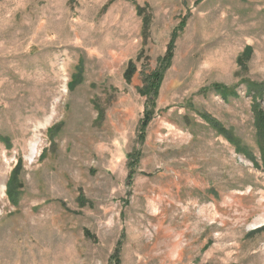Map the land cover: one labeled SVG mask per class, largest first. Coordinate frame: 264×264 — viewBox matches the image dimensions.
Segmentation results:
<instances>
[{
  "label": "rangeland",
  "instance_id": "obj_1",
  "mask_svg": "<svg viewBox=\"0 0 264 264\" xmlns=\"http://www.w3.org/2000/svg\"><path fill=\"white\" fill-rule=\"evenodd\" d=\"M254 108L264 0H0V264H264Z\"/></svg>",
  "mask_w": 264,
  "mask_h": 264
},
{
  "label": "trees",
  "instance_id": "obj_2",
  "mask_svg": "<svg viewBox=\"0 0 264 264\" xmlns=\"http://www.w3.org/2000/svg\"><path fill=\"white\" fill-rule=\"evenodd\" d=\"M165 68H166V66L164 68H162L160 71L156 70V71H154L153 74H151L150 76H147L144 79L143 86L138 89V92L142 96H145L147 98V100L151 101L154 99L153 96L157 95L158 88L160 87L161 82H162V77H163L162 73H163ZM134 73H135V71H134L133 65L129 64L127 71L125 73L126 79L130 80ZM76 81H77V77L75 76L73 82L75 83ZM255 88L256 87H254L253 85H250V89H252V91H254ZM215 91H216V93H218L220 95V97L223 100H227L229 97L230 98L236 97L235 91L228 90L227 88H224L222 86H216ZM254 94L256 95V97H255V99H256L257 96H259V94L258 93H254ZM259 98H262V94H260ZM150 104H151V106L153 105L152 102ZM152 108L148 109L144 112V117H143V120H142L141 125H140L141 130L144 129L146 123L149 122V120L151 119V115L153 114ZM253 111L255 113V125L257 128V138H256L257 146H258V149L260 152V159H261L262 163L264 164V131H263L264 130V114L261 110L259 111L258 108H254ZM17 171H18V169L16 167L12 171V173L10 174L9 181L7 183V185H8L7 186V195L9 197L11 196L12 185L17 182V179H16Z\"/></svg>",
  "mask_w": 264,
  "mask_h": 264
}]
</instances>
